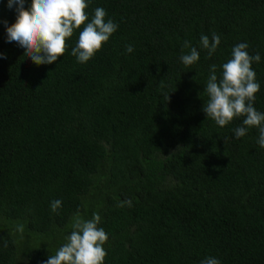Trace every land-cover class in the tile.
I'll use <instances>...</instances> for the list:
<instances>
[{"label":"trees","instance_id":"obj_1","mask_svg":"<svg viewBox=\"0 0 264 264\" xmlns=\"http://www.w3.org/2000/svg\"><path fill=\"white\" fill-rule=\"evenodd\" d=\"M16 7L0 0V264H45L77 213L100 215L103 264H264L259 131L237 139L243 117L221 127L202 110L211 66L219 79L247 43L264 113V0H88V22L102 7L117 31L79 63L82 25L44 65L7 41Z\"/></svg>","mask_w":264,"mask_h":264},{"label":"clouds","instance_id":"obj_2","mask_svg":"<svg viewBox=\"0 0 264 264\" xmlns=\"http://www.w3.org/2000/svg\"><path fill=\"white\" fill-rule=\"evenodd\" d=\"M14 6L18 13L16 22L7 26V41L15 42L25 50L26 57L37 65L52 64L64 56L67 39L75 30L79 31L78 40L71 54L79 63L92 59L110 37L117 31L118 25L111 19H105L104 8L94 10L90 22L86 12L88 0H32L31 7L25 8V0H8V7ZM221 43L218 34L213 33L211 41L207 35L201 36V46L207 50L210 58ZM184 47H190L185 41ZM247 43H239L232 49L231 58L222 65V74L218 79L216 65L211 66V74L204 88L208 100L203 111L207 119H212L223 127L235 118L243 117L242 126L235 128L237 139L245 136L248 130L256 127L259 131L258 144L264 147V113L254 107L256 93L260 84L252 68L254 62H260L259 53L250 55ZM131 44L126 52L132 53ZM0 58H6L0 53ZM200 59L199 52L191 47L190 54H182L180 60L185 66H191ZM195 79V78H194ZM165 101L169 96H164ZM131 206V200L126 201ZM62 201L54 200L51 211L57 212ZM101 217L94 213L92 219L85 220L77 213L70 225L72 231L65 237V243L49 256L45 264H103L107 255L104 244L108 236L102 227H98ZM201 264H220V261L208 257Z\"/></svg>","mask_w":264,"mask_h":264}]
</instances>
